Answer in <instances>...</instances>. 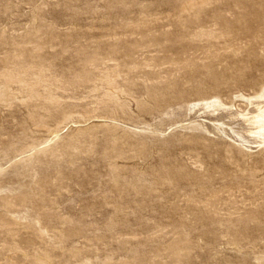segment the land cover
<instances>
[{"label": "rangeland", "instance_id": "obj_1", "mask_svg": "<svg viewBox=\"0 0 264 264\" xmlns=\"http://www.w3.org/2000/svg\"><path fill=\"white\" fill-rule=\"evenodd\" d=\"M0 264H264V0H0Z\"/></svg>", "mask_w": 264, "mask_h": 264}]
</instances>
